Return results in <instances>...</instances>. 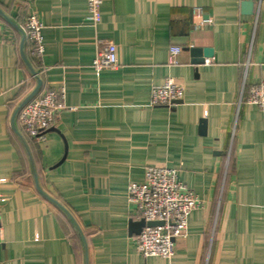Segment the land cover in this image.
Returning <instances> with one entry per match:
<instances>
[{
	"label": "crops",
	"instance_id": "0c3cea01",
	"mask_svg": "<svg viewBox=\"0 0 264 264\" xmlns=\"http://www.w3.org/2000/svg\"><path fill=\"white\" fill-rule=\"evenodd\" d=\"M31 14L41 57L22 33ZM101 14L95 25L87 0H0V264H264V110L246 101L264 81V0H103ZM99 40L116 44V69L94 68ZM22 49L40 93L65 89L41 139L17 118L13 130L37 86ZM168 78L183 99L152 106ZM148 167L176 169L201 202L170 260L143 257L130 234L128 187Z\"/></svg>",
	"mask_w": 264,
	"mask_h": 264
},
{
	"label": "built area",
	"instance_id": "2783aa9c",
	"mask_svg": "<svg viewBox=\"0 0 264 264\" xmlns=\"http://www.w3.org/2000/svg\"><path fill=\"white\" fill-rule=\"evenodd\" d=\"M90 19L95 25L102 18L103 0H87ZM212 19H203L200 25H213ZM43 24L37 15L27 17L22 33L32 44V53L41 57L44 53ZM180 47L171 48L174 58L181 52ZM97 71L116 69L119 65L118 50L112 41L99 40L98 53L93 62ZM244 89L241 95L243 96ZM184 97V87L173 78H168L163 86L152 90V106H172ZM65 89H51L38 94L26 104L17 116L19 124L32 138H44L56 126L60 112L66 107L62 103ZM250 105L264 110V81L250 87L246 99ZM130 201L136 206L140 220L161 222L160 226L145 227L140 235L133 238L137 252L145 258L160 257L172 259L176 254L177 240L188 229L189 216L201 202L179 179L176 169L148 167L143 183H132L128 187ZM1 212V208H0Z\"/></svg>",
	"mask_w": 264,
	"mask_h": 264
},
{
	"label": "water",
	"instance_id": "95a60500",
	"mask_svg": "<svg viewBox=\"0 0 264 264\" xmlns=\"http://www.w3.org/2000/svg\"><path fill=\"white\" fill-rule=\"evenodd\" d=\"M253 9H254V4L252 2H244L243 3V12L246 15H250L253 13ZM192 54L196 57L199 56V58H197L195 61L196 63H198L200 61V63L203 61L201 60V54L204 55L205 58H210L212 57V50L206 49V50H201V49H192L191 50ZM22 57L24 62L27 64L28 68L30 69L31 73L34 75L35 79L37 80V86L36 88L33 90V92L22 102V104L17 108L15 115L13 116V130L20 135V133L18 132L16 125H15V120L18 116V114L20 113V111L22 110V108L28 104L32 99H34L42 90L43 87V81L42 79L38 76L37 72L35 71V69L33 68V66L31 65V63L29 62L28 58L26 57V54L24 53V50L22 49ZM181 102V101H180ZM39 190L40 187L39 185L37 186ZM42 192V190H41ZM49 200L51 201H55L52 198H50L49 196H46ZM162 225L161 222H146L144 219L139 220V221H131L130 222V234L133 236H138L141 234V232L143 231V229L145 227H152V226H160Z\"/></svg>",
	"mask_w": 264,
	"mask_h": 264
}]
</instances>
